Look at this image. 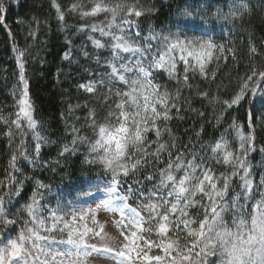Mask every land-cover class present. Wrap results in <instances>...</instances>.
Wrapping results in <instances>:
<instances>
[{
  "label": "snow or ice",
  "instance_id": "snow-or-ice-1",
  "mask_svg": "<svg viewBox=\"0 0 264 264\" xmlns=\"http://www.w3.org/2000/svg\"><path fill=\"white\" fill-rule=\"evenodd\" d=\"M53 6L60 12L55 0ZM80 7L73 4L70 11ZM246 9L247 4L242 2L228 15L235 19ZM5 11L0 0V12ZM149 11L152 9H140L127 0L115 3L93 0L90 10L81 12L84 17L110 14L106 23L91 28L93 33L99 32L102 38L111 41L106 80L92 79L78 85L95 95L98 87L107 84L102 94L107 114L102 115V110L97 108L89 109L85 120L94 138L81 136V129L73 128L71 144H65L59 155L75 153L78 146H85L84 163L101 167L105 176L102 182H89V191H75L72 201L81 203L79 198L85 197L90 206L70 212L62 211L70 207L63 198L57 199L55 208L45 206L43 192L51 189L37 181L30 202L20 210V216H27L26 220L19 221L23 226L14 238L0 240V264H89L91 258L107 259L111 264H264V192L256 191L264 187V180L254 185L246 159L254 148V136L246 135L243 127L233 121L214 142L200 146L203 155L186 149L181 151L175 141L161 142L162 132L171 131L167 122L175 118L172 110L178 113L181 108L177 104L179 89L174 95L167 84L158 82V77L166 75L168 81L191 88L190 81L196 76L214 80L216 72L209 75V66L213 61L219 63L226 51L234 56V51L205 38L206 22L198 21L199 14L190 8H177L169 25L158 33L150 29L152 34L141 38L137 31L136 37L143 39V44H138L129 35L131 29L139 28L133 17L139 18ZM4 18L0 16V23ZM59 18L64 19L63 13ZM84 30L86 26L80 29ZM197 32L202 34L195 35ZM92 43L96 48L106 46L100 39H92ZM250 51L255 54L257 50L253 46ZM125 54H130L127 59ZM22 56L20 53L17 61L23 89L17 101V118L10 123L21 136L32 134L36 158L30 162L36 164L46 137L40 131L42 125L34 118ZM262 86L264 69L252 65L249 73L238 78L228 99L197 91L221 110L216 120L222 127L221 121L228 120V110L249 100V94L250 106L255 105L258 92L264 97ZM76 107H87V104ZM204 115L200 113L201 117ZM0 120L9 123L3 117ZM21 120L26 122L24 127ZM161 122L165 124L163 129ZM261 122L264 124V113H261ZM248 126L253 127L251 110ZM150 133L155 135V140H149ZM229 133L238 141V150L233 149ZM6 135L13 133L9 130ZM200 135L198 132L197 136ZM17 147L18 150L25 148L23 140ZM172 149L177 150L175 156ZM165 153L168 158L164 167L143 181H136L135 186L125 187L121 177L127 178L150 164L158 167L164 162ZM209 153L216 164L231 171L216 175L207 163ZM19 154L27 156L24 150ZM16 161L14 154L10 164L14 172H19ZM234 178L240 181L235 187ZM145 183L152 186L145 188ZM0 184L8 189L0 195V212H3L0 224L12 225L15 230L19 217H8L5 201L19 195L17 185L22 186L23 181L10 175L8 183ZM98 214L105 216L106 224L99 223ZM60 234H66V239H57Z\"/></svg>",
  "mask_w": 264,
  "mask_h": 264
},
{
  "label": "trees",
  "instance_id": "trees-1",
  "mask_svg": "<svg viewBox=\"0 0 264 264\" xmlns=\"http://www.w3.org/2000/svg\"><path fill=\"white\" fill-rule=\"evenodd\" d=\"M228 1L127 0L128 4H136L140 9H152L139 18L133 17L139 28L131 29L129 35L138 44H143V39L137 38L135 33L139 31L142 38L152 34L150 29L160 32L175 17L177 8H190L199 14L198 21L203 16L211 18V21L206 23L208 35L205 38H211L218 45H224L225 49H233L234 56L226 51L219 63L213 61L209 66V75L212 71L216 72L215 79L203 80L196 76L190 81L191 88L168 81L166 75L158 77V82L167 84L168 90L174 95L179 89L177 104L181 108L178 113L175 109L172 110L175 118L167 122V128L171 131L162 132L161 142L175 141L179 150L186 149L188 152L203 155L200 153V146L214 142L228 125L235 121L243 127L246 135L251 134L255 138L254 148L246 159L251 172L249 178L253 180L254 185H260L264 180V124L261 122L264 98L258 100L256 94L255 105L250 106L249 100L252 97L249 94V100L228 110V120L221 121V127L217 125L216 120V117L221 115V110L218 106L209 104L208 99L199 96L197 91H207L210 95L219 94L222 99H228L237 86L238 78L249 73L252 65L264 69V0H241L247 4V9L235 19L227 14ZM92 2L93 0H55L60 7L58 12L53 6V0H3L6 11L0 12V16L5 17L0 23V117L9 120V123L5 124L4 120H0V182L8 183L10 175L23 181L22 186L17 185L20 187L19 195L14 196L11 201H5L8 217H19L15 230L12 225L0 224V240L5 242L8 237L14 238L17 235L23 226L19 221L27 219V216H20V210L30 202L37 181L50 186V191L43 192V204L48 207L58 198L70 202L77 189L88 191L89 182H102L105 176L101 167L84 163L87 155L85 146H78L75 153L59 155L65 144H71L73 128L81 129V136L94 138L92 129L85 120L89 109L97 108L102 110V115L107 114L102 95L107 90V84L98 87L95 95L78 87L92 79L106 80L105 73L109 71L106 65L111 59V41L102 38L99 32L91 31L93 25L101 26L106 23L110 14L100 13L88 17L81 15V12L90 10ZM110 2L115 3L118 0ZM73 4H79L81 7L70 11ZM61 13L64 15L63 20L59 18ZM82 26H86V30L80 31ZM90 37L100 39L106 46L96 48ZM253 46L257 50L255 54L250 51ZM20 53H23L21 62L24 64V75L29 85L34 118L42 125L40 131L46 137L36 164L30 162L36 158L32 134L21 136L15 125L10 123L17 118V101L23 89L17 67V56ZM224 56L227 57L226 61ZM85 104L87 107H76ZM249 110L252 112V128L248 126ZM201 112L205 113L203 117L200 116ZM24 126L25 124L22 125ZM160 127H165L164 122H161ZM9 130L12 131V136L6 135ZM198 132L201 133L200 136H197ZM233 136V133H229L228 138L233 149L238 150V141L234 140ZM148 138L156 139L153 133H150ZM22 140L25 148L18 150L17 146ZM21 150L27 152L26 157L20 156ZM176 151L172 149L173 156ZM14 154L17 156L16 167L20 169L19 172H14L10 164ZM167 158L165 153L164 162L158 167L150 164L146 169L142 168L127 178L121 177L125 181V187L128 184L135 186L136 181H143L147 175L164 167ZM186 158L191 159L190 156ZM207 163L215 170L216 175L231 171L228 167L216 164L210 153ZM239 183V179L234 178L233 187ZM143 186L149 188L152 184L145 183ZM7 191L8 189L0 184V195ZM12 191L15 193V188ZM256 191L264 192V187H259ZM40 198L38 195L37 199ZM256 198L259 199V195ZM2 215L3 212H0V216ZM228 219L230 221L231 217ZM64 237L66 234L57 235L56 238Z\"/></svg>",
  "mask_w": 264,
  "mask_h": 264
},
{
  "label": "rangeland",
  "instance_id": "rangeland-1",
  "mask_svg": "<svg viewBox=\"0 0 264 264\" xmlns=\"http://www.w3.org/2000/svg\"><path fill=\"white\" fill-rule=\"evenodd\" d=\"M240 3H242L241 0H229L228 1V6H229L228 13L230 12L231 9H233L236 5H238ZM202 14H204V12ZM201 19H203L206 23L208 21H211V18L210 17L206 18V17L203 16V17H201ZM214 20L217 21L218 19H214ZM128 55H130V54H126L125 55V59H127V56ZM262 88H264V86H262ZM257 98H258V100L262 98L261 92L260 93L259 92L257 93ZM21 124L22 125L23 124H26V122H24L23 120H21ZM81 201H82L81 203H77L75 205H70V207L63 208L62 211L63 212H70L73 209L79 210L80 208H87V207L90 206V202L87 201V198H85L84 200H81ZM53 208H55V206ZM105 215H110V214H105ZM97 218H98V221H99L100 224H106L107 223V221L105 219V216H102V215H99L98 214V217ZM89 226H93V225L91 223H89ZM63 247H65V246H61V248H63ZM89 264H111V262L109 260H107V259L91 258L89 260Z\"/></svg>",
  "mask_w": 264,
  "mask_h": 264
}]
</instances>
